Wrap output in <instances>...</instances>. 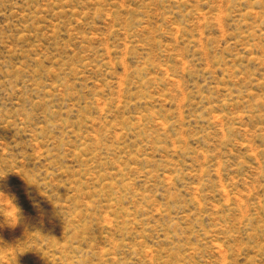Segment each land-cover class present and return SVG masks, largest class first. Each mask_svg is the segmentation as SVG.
I'll list each match as a JSON object with an SVG mask.
<instances>
[{
    "label": "rangeland",
    "instance_id": "obj_1",
    "mask_svg": "<svg viewBox=\"0 0 264 264\" xmlns=\"http://www.w3.org/2000/svg\"><path fill=\"white\" fill-rule=\"evenodd\" d=\"M0 264H264V0H0Z\"/></svg>",
    "mask_w": 264,
    "mask_h": 264
},
{
    "label": "clouds",
    "instance_id": "obj_2",
    "mask_svg": "<svg viewBox=\"0 0 264 264\" xmlns=\"http://www.w3.org/2000/svg\"><path fill=\"white\" fill-rule=\"evenodd\" d=\"M3 178V177H2ZM14 204V203H13ZM15 205V204H14Z\"/></svg>",
    "mask_w": 264,
    "mask_h": 264
}]
</instances>
